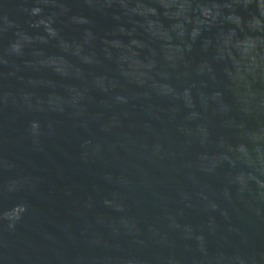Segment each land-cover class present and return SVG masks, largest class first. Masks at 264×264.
<instances>
[{
    "label": "water",
    "instance_id": "95a60500",
    "mask_svg": "<svg viewBox=\"0 0 264 264\" xmlns=\"http://www.w3.org/2000/svg\"><path fill=\"white\" fill-rule=\"evenodd\" d=\"M0 264H264V0H0Z\"/></svg>",
    "mask_w": 264,
    "mask_h": 264
}]
</instances>
